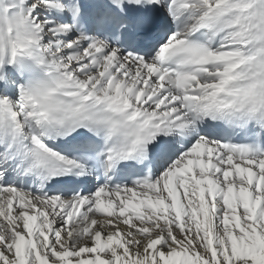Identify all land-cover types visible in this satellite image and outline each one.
<instances>
[{"label": "snow or ice", "instance_id": "snow-or-ice-1", "mask_svg": "<svg viewBox=\"0 0 264 264\" xmlns=\"http://www.w3.org/2000/svg\"><path fill=\"white\" fill-rule=\"evenodd\" d=\"M0 264H264V0H0Z\"/></svg>", "mask_w": 264, "mask_h": 264}]
</instances>
